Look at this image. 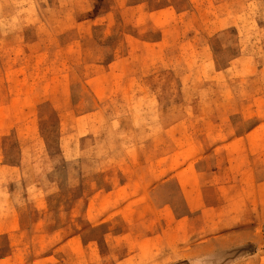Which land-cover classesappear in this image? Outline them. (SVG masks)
I'll use <instances>...</instances> for the list:
<instances>
[{
  "label": "rangeland",
  "instance_id": "374dc122",
  "mask_svg": "<svg viewBox=\"0 0 264 264\" xmlns=\"http://www.w3.org/2000/svg\"><path fill=\"white\" fill-rule=\"evenodd\" d=\"M0 264H264V0H0Z\"/></svg>",
  "mask_w": 264,
  "mask_h": 264
}]
</instances>
